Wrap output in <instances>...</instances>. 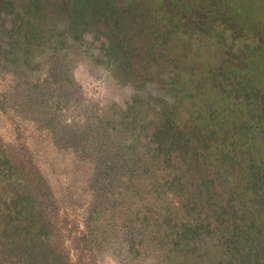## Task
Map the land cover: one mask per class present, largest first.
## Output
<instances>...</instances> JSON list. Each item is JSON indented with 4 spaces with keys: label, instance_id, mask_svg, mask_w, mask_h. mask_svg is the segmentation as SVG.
<instances>
[{
    "label": "trees",
    "instance_id": "obj_1",
    "mask_svg": "<svg viewBox=\"0 0 264 264\" xmlns=\"http://www.w3.org/2000/svg\"><path fill=\"white\" fill-rule=\"evenodd\" d=\"M97 27L115 73L140 82L197 38L225 57L179 61L173 101L63 124L67 53ZM0 115V264H100L109 247L132 264H264V0H0ZM45 136L70 150L65 183Z\"/></svg>",
    "mask_w": 264,
    "mask_h": 264
},
{
    "label": "rangeland",
    "instance_id": "obj_2",
    "mask_svg": "<svg viewBox=\"0 0 264 264\" xmlns=\"http://www.w3.org/2000/svg\"><path fill=\"white\" fill-rule=\"evenodd\" d=\"M97 28H99L98 30L101 32L100 35L94 31H88L84 33L83 45L81 44V47L75 45L72 50L67 53L66 59L68 60L69 64V75H71L72 82L77 86V100L72 106H69L62 114L58 116L61 123L63 124H67L68 122L70 124L71 120H74L76 117L80 116L79 112H76L78 108H83V111H80V113L87 112L86 109L88 106L91 107L93 105H116L117 108L126 110L135 93H138L143 97L147 94L156 96L160 100V103L167 100L173 101L177 98V96L168 84L177 80V83L180 84V91H178V97H180L181 93H184L186 90L183 88V84L189 83L188 77L186 75L185 78H179V64H177L179 61L182 62V64H186L185 66H188L189 64L195 63V61L196 63H202L212 60L214 63H219L225 57H223V47H221L220 51L216 52V49L219 45L214 43L213 40L209 41L203 37L197 38L194 39L192 45H188L189 48L187 51H185V54H181V51L176 47L172 48V55H177L178 53L183 55L177 56L178 59L175 64L169 63V61H167L171 59L172 55H170L168 59H157L156 61L153 60L151 68L154 69V78L150 79L148 82L144 81L141 83L137 80V77H132L130 79H128V76L124 77V72L122 71H120L118 74H115L114 70L109 66V64L105 62L100 64L95 62L93 63V56H96L99 51L103 52L105 44H108V39L105 35V29L103 27ZM221 29L222 25L218 23L216 24L214 32L216 33V31H220ZM172 35L174 36L171 40L173 45L174 43L177 45L180 40L184 41L185 39V36L180 33H174ZM135 40L137 41V38ZM185 40H187V38ZM187 42H189V40H187ZM195 51L199 53L202 51V54L200 56L188 54V52L195 53ZM137 59L140 60L141 57H138ZM181 83L183 84L181 85ZM65 87L68 88L69 84H65ZM137 87L138 89L136 90ZM3 119H5V117H1L0 115V128L4 130L3 132L7 136L8 132ZM34 139L35 138L30 140V142L28 139V142L32 144L34 143ZM46 139L47 136H45L43 139H40L42 140L41 143L39 142L40 146L45 148L44 152L46 155L43 157L45 159L48 158L53 160L52 164L47 162L46 165L51 168L54 179L57 182L65 183L67 181L66 171H68V169H66L64 166L69 163L68 156L65 153H68L70 150H65L63 147L59 146H57L59 149H56V146L52 143V140ZM56 152H61L63 159L59 157V159L54 160V155ZM99 263L132 264L128 263V261L123 258V256L121 257L117 255L115 250L111 247L106 248L99 255Z\"/></svg>",
    "mask_w": 264,
    "mask_h": 264
},
{
    "label": "flooded vegetation",
    "instance_id": "obj_3",
    "mask_svg": "<svg viewBox=\"0 0 264 264\" xmlns=\"http://www.w3.org/2000/svg\"><path fill=\"white\" fill-rule=\"evenodd\" d=\"M88 31H94L95 33H97L98 35H100L101 34V32H97V30L96 29H94V28H88V29H85L83 32H82V34H81V38H80V40H78V42H77V46H82L83 45V43H84V38H83V34L84 33H86V32H88ZM108 42V44L106 43L105 44V48H104V51L103 52H101V51H99V53H100V55H99V53L96 55V56H93V63L95 62V63H97V64H100V63H103V62H105V63H107V64H109V66L114 70V73L116 72V70H115V68L111 65V63L108 61V56H107V51H108V47H109V41H107ZM82 44V45H81ZM102 53V54H101ZM94 55V54H93ZM98 57V58H97ZM145 58L146 57H142V60L144 61L145 60ZM169 58V57H168ZM168 58H164V59H168ZM157 59H159V60H162V58H160V56L157 58ZM156 59V60H157ZM156 60H154V61H156ZM167 61H169V60H167ZM151 65L152 64H150V68H151ZM151 70H152V74L154 75V69H152L151 68ZM123 72V71H122ZM119 72H117V73H115V74H118ZM125 76H128L129 78L128 79H130V78H132V77H135L134 75H131V74H129V73H124V77ZM154 78V76H152V78L151 79H153ZM138 80V79H137ZM139 81V80H138ZM149 80H147V82H148ZM140 82V81H139ZM142 83V82H141ZM138 89V87L136 88V90ZM135 95H138V97H141V98H144L145 99V96H148V94L147 95H145L144 97L142 96V95H140V94H138V93H135L134 94V96ZM133 96V97H134ZM149 96H152V95H149ZM133 99V98H132ZM132 102V101H131ZM130 102V103H131Z\"/></svg>",
    "mask_w": 264,
    "mask_h": 264
}]
</instances>
